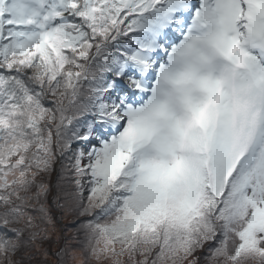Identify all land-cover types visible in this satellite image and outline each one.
Instances as JSON below:
<instances>
[{
	"label": "snow or ice",
	"instance_id": "1",
	"mask_svg": "<svg viewBox=\"0 0 264 264\" xmlns=\"http://www.w3.org/2000/svg\"><path fill=\"white\" fill-rule=\"evenodd\" d=\"M0 264H264V0H0Z\"/></svg>",
	"mask_w": 264,
	"mask_h": 264
}]
</instances>
